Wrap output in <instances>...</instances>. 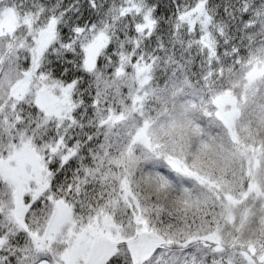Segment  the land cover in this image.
<instances>
[{"label": "snow or ice", "instance_id": "6c2138e0", "mask_svg": "<svg viewBox=\"0 0 264 264\" xmlns=\"http://www.w3.org/2000/svg\"><path fill=\"white\" fill-rule=\"evenodd\" d=\"M0 264H264V0H0Z\"/></svg>", "mask_w": 264, "mask_h": 264}]
</instances>
